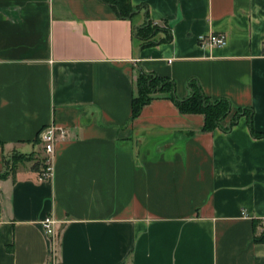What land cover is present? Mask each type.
I'll return each mask as SVG.
<instances>
[{
    "label": "crops",
    "instance_id": "obj_1",
    "mask_svg": "<svg viewBox=\"0 0 264 264\" xmlns=\"http://www.w3.org/2000/svg\"><path fill=\"white\" fill-rule=\"evenodd\" d=\"M130 2L123 19L101 0H0V264H264V137L249 128L264 133V0ZM146 10L170 41L133 38ZM218 32L224 45H199ZM141 70L251 113L205 130L161 97L132 118ZM49 124L67 131L49 176L34 160L11 174L14 154L45 158Z\"/></svg>",
    "mask_w": 264,
    "mask_h": 264
},
{
    "label": "trees",
    "instance_id": "obj_2",
    "mask_svg": "<svg viewBox=\"0 0 264 264\" xmlns=\"http://www.w3.org/2000/svg\"><path fill=\"white\" fill-rule=\"evenodd\" d=\"M108 4L123 19H130L139 8L131 5L130 0H101ZM145 22L139 26H134L132 30L133 38L140 41V46H148L157 42H168L171 40V29L166 22H154L148 16L146 10ZM163 32L164 37L155 39V36ZM190 95L185 99H178L174 93V82L169 78L159 77L155 74L145 73L142 70L138 72L135 78V92L131 101V117H136L143 105L154 98L168 97L174 101L182 113H201L204 116L205 130H212L219 126L220 122L227 116H230V123L227 128L234 125L241 115H249L250 109L238 108L233 110L230 102L225 99L211 100L207 97L195 80L189 82ZM250 132L255 137H264V133L257 132L250 123ZM10 173L14 174L17 163L22 161L34 160L31 168L39 170L44 166V159H36L32 155L14 154L11 158ZM253 221V241L255 243H264V230L257 231V222Z\"/></svg>",
    "mask_w": 264,
    "mask_h": 264
},
{
    "label": "built area",
    "instance_id": "obj_3",
    "mask_svg": "<svg viewBox=\"0 0 264 264\" xmlns=\"http://www.w3.org/2000/svg\"><path fill=\"white\" fill-rule=\"evenodd\" d=\"M226 42L225 35L221 32L210 33L199 37L198 43L201 46H222ZM67 137V131L64 127L55 124H49L39 132V141L45 152L44 166L40 172L41 179H45L51 173L50 155L54 150L55 143ZM45 233L49 236L51 241H55L58 232L54 226L55 220L51 216H46L41 221Z\"/></svg>",
    "mask_w": 264,
    "mask_h": 264
},
{
    "label": "rangeland",
    "instance_id": "obj_4",
    "mask_svg": "<svg viewBox=\"0 0 264 264\" xmlns=\"http://www.w3.org/2000/svg\"><path fill=\"white\" fill-rule=\"evenodd\" d=\"M144 22H145V20H143L142 23H144ZM257 229H258L259 232L264 230V220H260V221L257 222ZM55 243L58 244V239L57 238L55 240Z\"/></svg>",
    "mask_w": 264,
    "mask_h": 264
}]
</instances>
